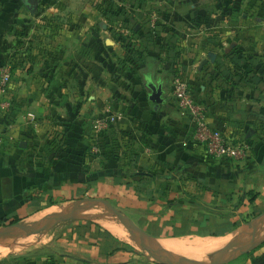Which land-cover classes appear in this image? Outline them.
<instances>
[{
	"label": "crops",
	"instance_id": "crops-1",
	"mask_svg": "<svg viewBox=\"0 0 264 264\" xmlns=\"http://www.w3.org/2000/svg\"><path fill=\"white\" fill-rule=\"evenodd\" d=\"M164 5L174 8L163 10L161 21L152 8ZM62 8L65 15L54 21L65 24L38 37L45 47L35 52L34 75L25 70L20 86L33 88L27 98L42 118L37 130L49 122L66 135L67 145L41 160L29 153L27 136H38L34 129L19 123L6 131L0 228L24 230L0 234L1 242L23 246L8 253L0 246L6 252L0 258L15 257L18 264H157L147 260L139 238L174 259L162 242L243 228L240 234L254 233V245L226 264H264V0H64ZM177 74L189 82L211 126L249 144L245 159L205 155L194 121L172 94ZM151 86L162 90L157 108ZM117 112L124 118L98 135L102 160L88 154L92 149L91 160L85 159L83 147L95 141L94 120ZM52 208V215L37 219ZM61 214L47 230L26 228L50 226ZM32 234L47 238L33 242ZM8 238L16 243L2 241ZM187 258L198 257L177 260Z\"/></svg>",
	"mask_w": 264,
	"mask_h": 264
},
{
	"label": "rangeland",
	"instance_id": "rangeland-1",
	"mask_svg": "<svg viewBox=\"0 0 264 264\" xmlns=\"http://www.w3.org/2000/svg\"><path fill=\"white\" fill-rule=\"evenodd\" d=\"M144 1L153 3L155 0ZM39 2L38 10L31 11L22 1H20V3L19 1L15 3L13 0H0V75L5 72V68L8 69L11 75L7 84L6 94L4 95V99L7 100L8 104L6 103L5 107L0 110V143L4 137L5 139L8 138L6 137L7 134H5L6 131H11L13 128H17V126L20 125L19 123H25L28 128L34 129L35 134L38 133V136H33L34 134L32 136H27L32 144L29 153L31 152V156H36L42 160L48 158L46 156L49 153H56V148L62 150L66 149V135L56 134L57 131L50 128L49 122L44 123L47 127L40 126L41 131L37 130V125L42 118L35 117L33 106L30 104L31 102L28 101L29 98H27L29 97V94L31 95L33 93V88L24 85L20 86V79L27 78L21 75L25 73V70L28 77L34 75L33 64L35 60V52L40 51L45 47V42L41 40L37 42V40H39L41 36L48 37L50 33L55 32L56 27L59 29L61 25L65 24L63 22H60L61 24L59 22L55 23L54 20L57 17L59 18V16L61 17L62 15H65L66 9L62 8L64 0H39ZM58 2L60 4L59 6H56ZM168 6L170 5L152 8L154 9L152 11H154L156 15H159V19L162 21L160 15H163V10L164 12H167L174 8ZM77 8L81 10L80 7ZM73 11H77L76 7L73 8ZM70 13H72V11ZM154 18H156V16ZM3 134H5V136ZM9 139H14V136L12 138L9 137ZM15 144H17V142ZM86 146L83 147L86 148L84 158L89 160L90 157L87 156V152L90 149V146L89 144L87 147ZM88 154L91 155V152H88ZM95 206L98 205L95 204ZM101 210L102 213L106 212L103 208H101ZM38 218H40V215L37 219ZM22 230H24V227H19L13 230L6 229L3 231L8 235L16 236L18 235L17 233ZM234 237L235 235L232 239ZM44 238H47L46 235L32 234L29 239L33 242H41ZM188 238L192 239V237ZM27 242H29V240H27ZM242 243H239L236 246V249L234 247L232 251L235 252L238 250ZM149 245L155 253H158L157 247L153 246L150 242ZM136 246L140 245L136 243ZM139 248L142 250L143 254L146 255L147 260L152 258L145 248ZM23 251H21V253ZM232 251L231 247L226 251L227 258L231 257L233 254ZM8 252L11 251H7V253ZM175 257L178 258L179 256ZM12 259H15V257L5 259L0 258V264H18L17 261L12 262ZM152 260L153 262L160 264L154 258H152ZM231 261L232 259H230L229 262Z\"/></svg>",
	"mask_w": 264,
	"mask_h": 264
},
{
	"label": "built area",
	"instance_id": "built-area-1",
	"mask_svg": "<svg viewBox=\"0 0 264 264\" xmlns=\"http://www.w3.org/2000/svg\"><path fill=\"white\" fill-rule=\"evenodd\" d=\"M4 72V71H3ZM10 73L0 75V110L5 107L7 100L4 95L7 91V84ZM172 94L179 106L182 107L195 123L194 138L204 147L205 155L214 161L221 160H242L247 157L250 151L249 144L241 141H232L221 129L211 126L206 117V110L194 96L189 82L177 74L172 79ZM124 118L122 112L105 114L93 122L95 141L92 143V153L100 155L102 145L98 140L100 132L107 130Z\"/></svg>",
	"mask_w": 264,
	"mask_h": 264
},
{
	"label": "water",
	"instance_id": "water-1",
	"mask_svg": "<svg viewBox=\"0 0 264 264\" xmlns=\"http://www.w3.org/2000/svg\"><path fill=\"white\" fill-rule=\"evenodd\" d=\"M35 8H37V4L38 1H32L31 2ZM151 91H150V97L152 100H154L156 102L155 108L158 107V104L162 103V98H161V93L162 90L161 88H156L155 86H151ZM26 143L23 141L21 142V146H25ZM92 205H86V207L84 208H89ZM63 215L61 214L60 216L57 217V219L55 220V222L50 225V226H45V227H41V226H31V227H26L31 228V229H38V230H47L50 227L56 225L57 223L60 222V220L62 219ZM117 218L120 221H123L127 226L131 227L132 229L135 230V232H137V234H139V230L136 227V225L129 220L128 218H126L123 215H117ZM262 220V218H259L258 220L255 221V223L252 226H255L256 224H258L260 221ZM19 227L14 226V227H3L0 228V234L4 235L7 234L5 233L6 229H17ZM141 233V232H140ZM252 235L253 234H249V235H244L242 234L241 236L235 238L232 242H230L229 244H227L226 246L222 247L219 252L211 257H208L207 259H195V258H187V259H182V260H174L172 258H170L162 249L161 247H157L158 249V253H155L151 248L150 245L143 240V238H139L141 243L143 244V246L145 247V249L148 251L149 255L152 256L156 261H158L161 264H226L227 262L230 261V259H234L235 257H237L239 254L246 252L251 246L254 245V242L252 241ZM140 237V236H139ZM245 238V240H244ZM240 240L243 241V243L241 244V246L238 248V250L235 251L234 254L231 255V257H226V251L233 245L237 244Z\"/></svg>",
	"mask_w": 264,
	"mask_h": 264
},
{
	"label": "bare ground",
	"instance_id": "bare-ground-1",
	"mask_svg": "<svg viewBox=\"0 0 264 264\" xmlns=\"http://www.w3.org/2000/svg\"><path fill=\"white\" fill-rule=\"evenodd\" d=\"M98 205V204H97ZM59 207V206H58ZM54 208L49 209L45 211L43 214L40 215V218L38 220H43L46 216L52 215V212H54ZM39 216V215H38ZM37 216V217H38ZM258 229V228H257ZM116 230V229H115ZM244 229H240L236 231L235 233H229L227 235L223 236H216V237H198L194 238L192 237L193 240H166L164 243L162 242L163 247H165L169 253L172 255V257L177 260L178 258L175 256H181V255H186L190 257H198L195 259H201L205 258L207 259L208 255H212L215 253L221 246L229 242V240L232 239V237L235 235H239ZM112 232V231H111ZM242 235V234H240ZM122 237L124 239L128 238V234H122ZM119 238V237H118ZM132 238V237H131ZM185 238V237H183ZM11 238L4 239L2 241L8 242V243H16L13 240H10ZM140 245V243L135 240L133 243L136 245V243ZM0 246L4 248L5 250L8 251H16L22 248L23 246H12L8 245L6 243H3L0 241ZM2 248H0V256L2 253H6ZM232 250V249H231ZM181 253H186V254H181ZM189 254V255H187Z\"/></svg>",
	"mask_w": 264,
	"mask_h": 264
},
{
	"label": "trees",
	"instance_id": "trees-1",
	"mask_svg": "<svg viewBox=\"0 0 264 264\" xmlns=\"http://www.w3.org/2000/svg\"><path fill=\"white\" fill-rule=\"evenodd\" d=\"M13 1H15V3L16 2H18L19 1V3H20V1L21 0H13ZM142 2H146V1H144V0H141ZM129 44V43H128ZM103 147V146H102ZM90 149H92V145L90 146ZM103 149V148H102ZM92 155V157H94V159H96V160H98L99 159V161H101L102 160V158H103V151L100 153V155H95V154H91ZM17 219L18 218H15V220L17 221ZM12 222V221H11ZM14 222V221H13Z\"/></svg>",
	"mask_w": 264,
	"mask_h": 264
},
{
	"label": "flooded vegetation",
	"instance_id": "flooded-vegetation-1",
	"mask_svg": "<svg viewBox=\"0 0 264 264\" xmlns=\"http://www.w3.org/2000/svg\"><path fill=\"white\" fill-rule=\"evenodd\" d=\"M31 11H35V10H37L38 9V4H37V8H35V6L32 4V3H30L31 2V0H21ZM32 1H35V0H32ZM38 1V3H39V0H37Z\"/></svg>",
	"mask_w": 264,
	"mask_h": 264
}]
</instances>
